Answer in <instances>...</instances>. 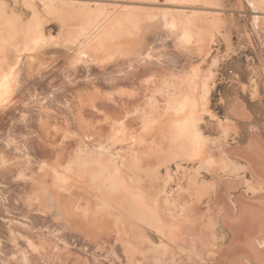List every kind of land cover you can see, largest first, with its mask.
Listing matches in <instances>:
<instances>
[{
    "label": "rangeland",
    "instance_id": "1",
    "mask_svg": "<svg viewBox=\"0 0 264 264\" xmlns=\"http://www.w3.org/2000/svg\"><path fill=\"white\" fill-rule=\"evenodd\" d=\"M82 9L86 12L92 11L91 13L93 18L90 20V23H84L82 20L78 22L77 20L78 24L75 23L72 25V23L70 25H64L61 20H59V15H74L77 13H82ZM127 10L129 13L131 12L133 14H129ZM85 11L83 13H85ZM121 13H123V15ZM120 14L121 20L125 21L124 23L127 22L126 25L131 24L130 26L128 25V27H133L136 24L135 22H137L139 26L140 24L143 26V28L140 27V29L137 27L138 24L137 26L135 25L137 29H135V26L133 29H135L136 32L131 28V33L129 34L131 35L133 32L134 33L131 35V37L129 35L130 38H132V36H135V38L138 37L140 29L142 32L141 35L150 33L151 35L153 34V37H155L158 34V36L161 35L164 39L167 37L166 40H178V45L181 47L183 46L182 43L185 42L183 47H187V50L182 54L183 56L186 54V57L183 58L189 60L190 62L188 63H192L191 68L197 67V91L196 96L193 99H173L171 100L172 103L166 107V109L162 110V108H165L164 106H166L164 104H166L165 101L168 97L166 96L162 98L166 99L163 100V105H161L163 102L162 99L159 98L165 94L162 95L160 91L157 94H155L156 92L153 94V90L151 92V96L148 97V99H153V103L158 99L156 104L160 102L159 105H157H161L160 107L162 111L165 110L163 113L160 111V114H162L161 118L164 120L170 113H183L182 111L180 112L182 108H185L184 110L187 113L196 111V121L195 124L193 122L192 125L199 127V129L204 134L203 145L193 143L190 146L186 145L185 147L180 148L181 154H179L180 156L178 158H185L183 161V168L178 171L176 163H173V176H175V181L170 186V188H168L169 192H166V182L169 180V175L167 174L165 167L161 168L162 171L160 174L159 187L156 188L157 198L162 197L163 199L168 198L169 200L174 198L178 200L179 185L182 188L184 186L182 183H184L186 179L191 180V177L193 176V173L191 175L185 176L184 168L187 167V169H190L193 165H195L200 174L199 176L197 175L198 187L202 189L205 187L208 189V193H206L201 198L200 205L197 204L192 206L188 205L187 203L184 204L183 202V209H178L176 207L174 208L173 205H170V209L164 213L160 212L163 217H167L166 219L169 220V223L177 224L178 222L180 226L178 235L179 239L182 240L181 244H184V252H181L180 254L185 256L186 264H190L189 261H192L193 264H237L238 261L242 262V264H264V252H261L262 255L259 254V251H264V243H262L264 234L261 233L262 230H260L259 227L255 228L253 224L251 226L253 228H249L253 229L255 231L254 233H252V231L250 233L245 231V235L243 234V237L238 236L235 231L236 228L226 225L223 222V218H220L221 212H223L222 208H224L225 212L227 211L229 213L230 210L226 209L229 207L232 210V214L230 215V220L232 223L240 224L242 220L246 218V209H243L242 211V208H240V204L242 203L239 197L241 195L247 194L246 196L250 197L251 199L258 200L259 203L256 202L253 205L256 207V209H259V211H262L264 208V206H262V201L264 200V198H262L264 197V175H262L260 171H256V169L251 166V163L249 162V155H243L239 153L241 155L240 156L234 152L236 148H250L252 143V135L254 133H258L260 138L263 139L261 140L264 143V0H0V23L4 19L12 18L18 24L19 28L22 30L24 29V31L26 30L25 33H21L22 35H18L19 39H17L18 37H8L9 33L7 35V32H5L6 35H2L3 33H1V29L3 27L0 28V69H4L6 67L4 65L9 61L13 64L12 70L14 71L10 75L9 85L4 87L0 92V111L7 110L8 108L11 109L13 106H15V111H13L14 113L12 112V115L6 118L7 122L5 129L3 128L4 131L0 129V131L2 130L0 132V137L2 138L0 139V146L4 148L8 147L6 152L8 151L9 153L2 152L5 151L4 148H2V151H0V156L3 155L4 158L5 156L10 157L7 156V154L15 155L18 151L17 153L20 155L19 159L17 158V164L13 165L17 167L18 172L17 174H14V176L18 177L21 167L24 169L27 164L28 167H35L34 169L36 170L37 174H35L34 184L33 180H27L30 174L26 175L27 179L21 178L26 182L28 181L27 183L32 182L29 184L31 187L33 184L35 188V192L33 193L34 190H31L29 185H24L27 184L25 181L22 180L23 182L20 181L18 183L17 181H19V178L14 180V176H11L12 178L8 176L12 175L9 174V170H5L8 169L6 167L10 168L13 163H11L10 166H8V163L10 161L13 162V160L18 157V155L15 157L14 155H11L9 162H7L9 159L6 160L7 158L4 159L3 156L0 157V168L5 170V173L8 174L5 175L6 178L4 177V183H1L3 176L0 174V264H131V258L134 254L136 255L135 257H140L139 255L141 252L139 253V249H142V255H145V247L143 244L141 245V243H139V246L141 247L137 248L138 254L137 250L136 253L134 252L136 249L134 248V223H138L137 226L139 227L141 234H143L142 236H144L141 238V240H144L146 237L145 235H149V237L155 236L158 244L159 240L161 242V234L151 227L150 223L152 218H150V215L148 217L146 216L145 210H143V217H141V219H137L135 217L136 204H134L135 194L133 193V190L143 195L146 201L151 199V189L148 185L149 182L147 181H149V179L147 180L146 174H135L134 179L137 180L139 178L138 180L141 183L136 188L132 184V188L130 189L128 187H124L122 185V181L116 176V174L114 172H109L106 168L107 165L110 166V163L107 161H109L110 158L112 160V157H115L114 155L116 154L117 157H115L113 160H118L117 164L114 162L113 167L117 165L122 167L125 157L132 153L136 154L138 151L144 153L147 143H139V145L138 143H135L136 139H138V134L141 132L145 133L143 131L142 123L141 125H137L135 128L132 126H127L126 128L128 129L124 128V126L121 128V126H119L121 125L119 122V125L115 122L113 124L111 123V129L115 127L114 130L117 129V131H115V133L113 132L114 130H112V132L110 131V137L100 142L104 146H101V144H97V146L92 144L88 146L89 148L86 147L85 149H80L81 153L83 152L82 154H85L88 151L91 152L92 150L90 151V149L96 151L97 157L89 159L86 164L91 168L89 174H86V172H83L79 168L77 169V167L71 168L70 165V167L68 166L69 171L67 172L66 170V173L63 172L64 170L58 171L59 169L56 165L55 168L50 166V172L53 171L54 176L52 175L49 178V181L53 182L54 184H43V176L47 175L49 171H47L45 162L40 160L41 158L35 157L36 150L33 151V149L36 147L35 141L39 139V132L41 131L40 129H35L33 127L34 125L31 126L30 124L32 123H30L29 120L33 118V121H35L37 124L38 121L42 119L39 118V114L41 115L40 117H42V115L45 117L48 112L50 114V112H53V110L56 111L54 113H57L56 115L58 118L62 116L60 119H64L68 117L67 115L70 116L72 114L70 108L71 105H69V101H66V98L68 97L66 92L68 91H65L67 89L62 88V86L64 84H68V81L70 85H74V82H76V79H74L72 76V70L74 67H76V64L85 65L87 63L88 65V63L93 61L90 57L91 55L89 54L92 51L89 49L91 48L89 47L91 45L88 46V37L90 36L91 30L93 33L97 25L101 24V22H106L107 20L108 25H113L115 22L117 24L118 20L120 19ZM193 16L195 19L190 18ZM161 21L165 22L164 25ZM188 21H190L191 24ZM202 21L204 23L206 22V24L208 22L211 24L208 23L209 27H207L202 23ZM186 28L193 31V36L191 38L184 36V31ZM88 29H90V32L89 34H86L87 32L85 33V31H88ZM209 30L211 31L209 32ZM179 31L181 34H179ZM38 34L44 35L46 38L45 42H35L34 37H36L35 35ZM114 35L116 37V34ZM203 36L204 40H202ZM115 37L113 36L112 39L110 38L111 41L108 43L109 46L114 45L115 40L119 39ZM114 38V43H111L113 42L112 40ZM132 39L136 40L134 38ZM202 41L203 43H201ZM156 42L157 41H152V43L150 42L151 47L148 46V49H146V52L148 50L149 51L146 53L145 57L150 53L148 55V59L151 58L153 61L150 60L151 62L149 63H151V65H153L156 69H158V65H156L158 58L162 59L165 57L163 60L158 62L163 63L166 60L164 63H166L167 68H169L166 71V76L171 74L168 77L170 80V77L173 76L174 78L178 72L175 68H179L178 66L173 67V62H171L172 64L169 63L171 60L168 61L171 59L169 53L172 52L169 50H172V47H167V43H165L167 45L166 47L164 45H157L158 42ZM161 42L162 41H160V43ZM187 42L190 44L192 43V45L187 44ZM153 43H155V47H153ZM134 44H136V41ZM42 49H47V54L45 53L43 56H41L39 51H42ZM127 50L129 51V49ZM133 51H135V55H138V52L136 53L135 49ZM176 53L178 54V52ZM6 55L7 57H5ZM37 59H39L41 62ZM75 59L76 61H82L77 63ZM49 62L50 64H48ZM83 62L85 64H83ZM185 65L186 72H183L185 73V76H183L182 79H184L186 82V75L188 78L190 77L193 79L194 74L192 75L191 71H193V69L190 71L191 68L188 66V64H186V62ZM27 67L30 69L29 71ZM54 67L58 68L57 73H60L58 78L61 76V82L64 84L62 85L60 82L52 84L48 87L50 90L48 94L52 96V100H50L53 101V107H51L49 99H47L48 95L46 98L45 94H42L43 90L38 88H34L32 90L26 89L25 82L27 80L25 79L23 72L26 75L29 74V72L40 75V73L37 72L38 70L51 71ZM179 69L181 70V68ZM187 72L188 74H186ZM183 73L180 72L181 75ZM94 77L95 76H90L89 79ZM169 82H171V80ZM187 83L188 79L186 84ZM145 86L147 87V82ZM164 89L166 90V93L175 92V88L172 89L173 91L170 89H168L170 90L168 91L164 86ZM138 92L139 91H137V93ZM153 103L151 104L152 106L149 105V107L145 109L147 112L142 110L145 108L144 105L142 106V109L140 108L141 112L144 111L148 117H145L144 112V116L142 115V117H140L141 113L138 114L137 112L139 109L131 113H137L135 116L136 119L140 115L138 121L143 119L144 121L149 122L151 126H154V122L151 121V114L152 116H154V114L156 115V111L158 113L159 109H157V107L155 109L156 111H154ZM40 104L45 107L40 108ZM62 104H65V107L62 106ZM156 104L154 107L157 106ZM46 106H49V109H46ZM150 108L152 109V112ZM36 111L37 115L35 117ZM61 111L64 115H61ZM148 112H150V116ZM57 121L60 122L59 120ZM25 122L26 125H23ZM25 126L33 127V129ZM54 127L56 129L58 128L56 132H59L60 130L62 136H64L67 132H65V129H67L65 126V128L59 127L57 123H54ZM54 127L53 125H50V128ZM118 127L122 129V132ZM27 128H29V131ZM123 128L126 129V131ZM233 128L236 130L233 131ZM31 129L33 132L30 131ZM7 134L9 136H7ZM113 134H115V136ZM4 135H6V137ZM24 136L27 137L26 140ZM3 139L6 141L8 140L9 144L5 142V140L2 143ZM90 140L92 141L91 138ZM90 140H88V142H90ZM58 143L61 142L59 141ZM11 145H14L18 150ZM108 145L110 146L108 147ZM9 148L13 150V153L9 151ZM105 149L110 150L106 151ZM74 151H76V149ZM116 151L118 152L116 153ZM193 151H198V153L196 154V152L194 153ZM230 151L233 153L231 154ZM5 153L6 155H4ZM111 153L116 154L112 155ZM75 154L76 153L74 152L73 155ZM194 156H197V160L192 162L193 160L190 159H194ZM244 156H246V158ZM138 157L136 156V158ZM53 159L55 160V158ZM41 163L43 164L40 166ZM64 165L66 166L67 163H64ZM101 165L105 169L104 173H102L110 175L109 178L105 177V180H103L104 178L94 174ZM28 167L24 169V172L29 169ZM41 168L45 169L43 170ZM70 171L73 173L76 171L74 174L77 173L78 175L79 173V175H74ZM54 172L56 173L54 174ZM58 174L60 176H58ZM81 177L83 179L88 177L86 180H88L87 182L89 183H87L88 185L84 184L83 191L81 190L82 192L70 191V193L67 192V195L65 191L62 192V187H64V184H74V181L76 182V179L79 181ZM241 178L246 179V181H244V183L238 187L231 188L229 191L230 200L227 201L228 203L226 202L224 204V202H218L220 205H215L216 202L214 203V201L218 200V192H221L220 190L223 189V184H225L230 179L237 180ZM14 182L18 183L19 186L21 184L20 188L18 189L19 191L16 189L17 184H14ZM63 182L65 183L63 184ZM99 182H102L106 189L109 190L104 192L99 190V186L96 188L94 185L96 189L92 187V183H98L97 185H99ZM55 184H57V186H55ZM58 184L61 189L58 187ZM13 185H15V189ZM35 185H37V187ZM89 185L92 186L89 187ZM111 185H113L112 188ZM21 187L23 189H25L24 187H29V189L26 188L23 190ZM91 187L94 189L92 190ZM173 191L175 192V195L171 196L170 193H173ZM51 194H53L54 197L51 196ZM61 195L62 197L65 195L63 199L62 197L58 198ZM197 197L198 195H195V198ZM66 198L69 202L67 205V212L69 215L65 209V211L60 210L62 207L64 208V205L66 206L64 202V199ZM29 200H32L34 204L31 201L28 202ZM90 200H92V203L89 204ZM173 202L174 201H172L171 204ZM260 202H262V204H260ZM31 204L32 206L34 205V209L32 208ZM226 204L227 207L225 208ZM177 207H180V205ZM206 211H209V213H206ZM122 214L127 215L128 218H125L124 216L122 217ZM67 215L70 216V218H67ZM188 215L190 216L189 220L187 218ZM206 217L208 218L206 219ZM234 217L236 220H234ZM183 218L184 220H182ZM185 219H187V221ZM181 221L185 223L183 224ZM68 222H72L74 226L72 223L71 225ZM188 222H190V224ZM192 223L193 225L190 226ZM193 226L195 227L193 228ZM248 226L250 225H247L246 228ZM249 228L247 229L251 230ZM68 229L69 231H67ZM195 229L196 231L193 232ZM197 229L198 233H196ZM183 234L184 236H182ZM31 236L34 237L32 238ZM197 239H199V241ZM166 242H168V244H173L171 241H168V239H166ZM250 244L252 245L251 247L258 249V252L257 250L255 253L252 251V249L248 250L249 248L246 246ZM236 247H238L240 250ZM235 249H237V251ZM241 249H247L248 251H243ZM210 256L213 258V261ZM225 257L227 258L226 260ZM176 262L179 264L178 260Z\"/></svg>",
    "mask_w": 264,
    "mask_h": 264
},
{
    "label": "bare ground",
    "instance_id": "2",
    "mask_svg": "<svg viewBox=\"0 0 264 264\" xmlns=\"http://www.w3.org/2000/svg\"><path fill=\"white\" fill-rule=\"evenodd\" d=\"M47 6H49V5H47ZM86 8H87V6H86ZM62 9H63V7H62ZM60 10H58V11H60ZM90 10H92V9H90ZM81 11L84 12L85 10L82 9ZM83 12L82 13H77V14H74V15L73 14L59 15V20H61V22L64 25H70L72 23H73L72 25H74L75 23L78 24V22L80 20L84 21V23H86V22L90 23V20H92V18H93L92 13H91L92 11H89V12L85 11V13H83ZM124 13H127V12H124ZM128 13H129V11H128ZM121 14L123 15V13H121ZM121 14H120V17H119L120 19L118 20L117 24L115 22L113 25H111V24L108 25V23H107L108 20H107L106 22H103V23L101 22V24L97 25V27L95 28L93 33H92V30L90 32V29H88V31H85V33L87 32L86 34H89V32H90V36L88 37V39H89L88 42L89 43L88 42L87 43H88V46L91 45V46H89V47H91L89 49H91L92 51L90 53L88 51V53L91 55L90 57H91V59L93 61L88 63V65H87V63L86 64L84 63L85 62V60H84L83 64H85V65H82V64H78L77 65L76 64V67L73 66L74 68L72 70V76H73L74 79H76V82H74V85H72V84L70 85L69 81L67 82L69 85L68 84H64L63 82H61L62 81L61 76H60V78H58L60 73H57L58 72V68H56L57 66L54 67L53 70H51V71L38 70L37 72L40 73V75H36V73H33V72L32 73L29 72V74L26 75L23 72V74L25 75V79L27 80L25 82L26 89L27 90H32L34 88H38L40 90H43L42 94L43 95L45 94L46 98H47V95H48L47 99H49L51 107H53V105H52L53 101H51L52 100V96L50 94H48L50 92L48 87L51 86L52 84L60 83V82L62 83V85L64 84L62 86V88L67 89L65 91H68V92H66L68 94V97L66 98V101H69V105H71L70 108H71V111H72V114L70 116L67 115L68 117H66L64 119H60V117H62V116H60L58 118V116L56 115L57 113L56 114L54 113L56 111L53 110V112H50V114L48 112L49 115L47 114V115H45V117H43V115H42V117H40L41 115L39 114L40 113L39 112L38 113L39 114V118L40 119L42 118V119L40 121H38L37 124L35 123V121H33V118L31 120H29L30 123H32V124H30L28 122L31 126L34 125L33 127L35 129L37 128V129H40V131H41V132H39V135H40L39 139L35 141L36 142V147L33 149V151L36 150L35 151V155H36L35 157L41 158L40 160L44 161L45 164H46V168H47V171H49V173H47V175H44L45 177L43 176V184L48 185L49 183H53V182L49 181L50 180L49 178L53 175V171L50 172V169H51L50 166L55 168V165H56L58 167V169H59L58 171L64 170L63 172L66 173V170H67V172L69 171L68 170L69 169L68 166L70 165L71 168L72 167H77V169L79 168L83 172H86V174H89V171L91 170V168L89 166H87L86 164L89 161V159L97 157L96 156V151L93 150V149H90V151L91 150L92 151L91 152L88 151L89 152L88 153L85 150L86 153L82 154L83 152L81 153L80 149L81 150H82V148L85 149L86 147H88L89 145H92V144L93 145L95 144L96 146H97V144L100 145L101 141H104L105 139H108L110 137V131L112 132V130H114V128H115L114 127L113 129H111L112 128L111 123L113 124L115 122L116 124H118V122H119L121 125H119V124L118 125L121 126V128H122V126H124V128H126L127 126H132L133 128H135L137 125H139V124L141 125V123H142L143 124V131L146 133V137H145V133L141 132V133L138 134L139 136L137 137L138 139H136V142L135 141L134 142L136 144L138 143V145H139V143L140 144H144V142L147 143V146H146V149H145L144 153H141L139 151H138L139 153L137 152L136 154L132 153V154L128 155L127 157H125V160H123L122 167L120 165H117V166L113 167L114 162H115V164H117V160L118 159L115 160V161L113 159H115V157H117L116 153L119 151L118 150V151H116V153H111L112 155L113 154H116V155H114L115 157H112L110 155L112 157V160L110 158L109 161H107V162L110 163V166L109 165L106 166V168H107V170L109 172H114L116 174V176L122 181V185L124 187H128L130 189L132 188V184L136 188L141 183L138 180L139 179L138 177H137L138 178L137 180L134 179V175L135 174L136 175L137 174L138 175L146 174L147 180L149 179V181H147V182H149L148 185L150 186V189H151V199L149 201H146L145 197L143 195H141L140 193H138V192L133 190V193L135 194V196H134V198H135L134 204H136L135 205V217L137 219H141V217H143V210H145L146 216L148 217L150 215V218H152L151 219V223H150L151 227H153L157 232H159L161 234V242L159 240V244H158L157 240H156V237L155 236L154 237L153 236L149 237V235L148 236L145 235L146 237L144 238V240H141V238L144 237V236H142L143 234H141L140 229L137 226L138 223H134V227H133L134 235H135L134 248H136L134 250V252L136 253L137 248L141 247V246H139L140 245L139 243H141V245L143 244L144 247H145V255H142V249H139L140 250L139 253L141 252V254L139 255L140 256L139 258L135 257L136 256L135 254L133 255V257L131 256L132 258L131 257H129V258H131V264H177V262H176L177 260L179 261L178 262L179 264H186L185 256H182L183 254L182 255L180 254L181 252H184V244L183 243L181 244L182 240L179 239V235H178L179 230H180L179 229L180 226H179L177 220H176L177 224L169 223V220L166 219L167 217L166 218L163 217L160 214V212L164 213L165 211L170 209V205L171 206L173 205L174 208L176 207L178 209H183L182 208L183 202H184V204L187 203L188 205H192V206L197 205V204L200 205L201 204V198L206 193H208V189L205 188V187H203L204 189L198 187L197 179H198V176L200 174H199V170L195 167V165H193L192 168H190V169H187V167L184 168L185 176L191 175L192 173H193V176L191 177L192 178L191 180L186 179V181L184 183H182V184H184V186L182 188L179 185V188H178V200H176L174 198L170 199V200L168 198L163 199L162 197L157 198L156 197V194H157L156 193L157 192L156 188L159 187L160 174H161V171H162L161 168L165 167L166 172L169 175V180L166 182V187H167L166 192H169L168 188H170V186L175 181L174 180L175 176H173V163H176L178 171L181 168H183V161H184L185 158H183V157L182 158H178L180 156L179 154H181L180 148L185 147L186 145L190 146L193 143H198V144L203 145L204 144V134L199 129V127L192 125L193 122L195 124V121H196V119H195L196 118V116H195L196 115L195 114L196 111H191L190 113H187L184 110L185 108H182L180 110V112L182 111L183 113H180V114L170 113L165 120L161 118L162 114H160V111H162L163 109H166V107H168L172 103L171 100H173V99H175V100H179V99L180 100H184V99L191 100V99H193L196 96V91H197L196 90V87H197L196 86L197 85L196 81H197V76H198V72H196L197 71V69H196L197 67L191 68V66H192L191 64L192 63L191 64L188 63L190 61L186 60L185 58H183V57H186V54H184V56L182 54L184 52H186V50H187L186 49L187 47L186 48L183 47L184 43H185L184 41H183L184 43H182L183 46L181 47V46L178 45L179 44L178 40L177 41H174V40L170 41L172 39H170V40L167 39L166 40L167 37L164 39V38H162L161 35L158 36V34L155 37H153L152 36L153 34L151 35L150 33L149 34L145 33V34L141 35L142 32H141L140 29L143 28V26H141V24L139 26V24L137 22H135L136 24L135 23L134 24L136 26L138 24L137 27H139V28L141 27L139 29L138 37L135 38V36H132V38H134L136 40H133L132 38H130L131 35L134 32L131 35L129 33H131L130 32L131 28L133 29L135 25L133 27H131V28L128 27L129 24L126 25L127 22L124 23L125 21L121 20ZM131 14H133V13H131ZM183 14H185V13H183ZM190 18H194V16L190 17ZM124 19H125V17H124ZM77 20H78V22H77ZM187 20H188V18H187ZM132 22H134V21H132ZM161 22L164 25L165 22H163V21H161ZM175 22H174V24H175ZM188 22L190 23V21H188ZM195 23H196V21H195ZM202 23L204 25H206L207 27H209V24H211L210 22H208L209 24L208 23L206 24V22L204 23L203 21H202ZM186 24H187V22H186ZM88 26H90V25H88ZM136 26H135V29H137ZM4 27H5V29H4ZM200 27H202V26H200ZM0 28H2L1 29L2 30L1 33H3L2 35H6L5 32H7V35L9 33L8 37L11 36L12 38L13 37L14 38L18 37V35H22L21 33L22 32L25 33V31H26V30L24 31V29L22 30L21 28H19L18 24L12 18L4 19L0 23ZM188 28L185 29L184 36L187 37V38H191L193 36V31H191ZM135 29H133V30H135ZM205 29H207V28H205ZM210 31L211 30H209V32ZM135 32H136V30H135ZM137 33H135V34H137ZM197 33H199V32H197ZM114 34H116V37L119 38L118 40L117 39L115 40L116 37H115ZM179 34H181L180 31H179ZM129 35H130V37H129ZM194 35H196V34H194ZM35 36H36V37H34L35 38V42L41 41L43 43L46 40V38L44 37L43 34H38V35H35ZM113 36L115 38L112 40L113 42H111V43H114V40H115V44L109 46L108 43L111 41ZM205 37H208V36H205ZM17 39H19V37ZM84 40H86V39H84ZM202 40H204V36H203ZM135 41H136V44H134ZM152 41H157L158 42L157 45H164L165 47L168 45L167 47H172V50H169L170 52H172V53H169L171 59H169V60L167 59V60L168 61L171 60L169 63L173 62V64L171 63L173 65V67H177L178 66L179 68H181V70L179 68H175L176 71L179 72V73L177 72L178 75L176 74L174 76L175 80H174L173 76H171L172 77V78L170 77L171 82H169L170 80L168 79V77L171 74L170 75L168 74L166 76V71L169 69V68H167L166 63H164L166 60L163 63L162 62H160V63L158 62L160 60H163V58H165V57H163L162 59L158 58V61H156V65H158L157 66L158 69H156L153 65H151V63H149V62L153 61L151 58L148 59V55L150 53L147 54V56L145 57L146 53L149 51L148 50L146 52V49H148V46L151 47L150 46L151 45L150 42L152 43ZM160 41H162V42L160 43ZM17 43H19V42H17ZM165 43H167V45ZM201 43H203V41ZM187 44H190V43L187 42ZM152 45H154L153 47H155V43H153ZM190 45H192V43ZM190 45H188V46H190ZM133 46H134V49L136 50V53L138 52V55H135V51H133L134 50ZM185 46H186V44H185ZM201 47H202V44H201ZM162 48H163V46H162ZM86 49H88V48H86ZM127 49H129V51ZM39 52H40V55L43 56L45 53L47 54V49L46 50L42 49V51H39ZM84 52H85V50H84ZM176 52H178V54ZM7 55L5 57H7ZM10 55H12V54H10ZM109 57L111 58V60H110ZM191 57H193V56H191ZM74 58H76V57H74ZM37 60H39V59H37ZM1 61H3V60H1ZM70 61H72V60H70ZM75 61H76V59H75ZM79 61H82V60H79ZM79 61H76V62L78 63ZM185 62H186V64H188V66L190 64L189 67L191 69L190 68H188V69H190V71L193 69V71H191V73H192V75L194 74L193 79H191L190 77H189L190 78L189 79L188 76L186 75V77L188 79V83L187 84H186L187 79H185L186 82L184 81V79H182L183 76H185V73H183V72H186V70H185V67H186ZM152 63H154V62H152ZM2 64H3V62H2ZM6 64L4 65V66H6L4 69H0V92L2 91V89L4 87L9 85L10 75L14 72L12 70L13 64L11 62H9V61ZM48 64H50V62ZM40 66H42V65H40ZM27 69H28V67H27ZM60 69H61V67H60ZM29 70L30 69H28V71ZM32 70H34V69H32ZM180 72H182L183 74L181 75ZM67 73H68V71H67ZM110 74H114V75H110ZM186 74H188V72ZM90 76H95V77L89 79ZM88 79H89V81H88ZM146 82H147V87L145 86ZM164 86H165V88H167V90L170 89L171 91H173L172 89L175 88V90H174L175 92L166 93V90L164 89ZM54 87H55V85H54ZM135 89H136V92H135ZM153 90H154L153 94L155 92H156L155 94H157V93H159V91H160V93H162V95L165 94L164 96L159 95V96H161L159 99H162L163 97H166V96L168 97V98H166L167 100L166 99H162V101L166 100L165 101L166 104H164L166 106H164L165 108H162V110H161L160 106L163 105L164 101L161 103L160 106H158L160 102L157 103L158 104L157 105L156 104V101L158 102V99H157L154 102L157 106L154 107L155 104L153 103V99L151 100V98H149L152 102L148 99V97L151 96V92ZM170 90H168V91H170ZM199 90H200V87H199ZM206 90H208V89H206ZM137 91H139V92L137 93ZM153 94H152V96H153ZM59 95H61V94H59ZM154 97H156V96H154ZM154 100H155V98H154ZM44 101H46V100H44ZM60 103H62V102H60ZM152 103H153V108H154L153 110L154 111H156L155 109L157 107H158L157 109H159L158 113L156 111V115L154 114V116H152V114H151V121L154 122V126H151L149 122L144 121L143 119H141V121L140 120L138 121V118H139L140 115L139 116L137 115L138 117L136 119L135 116H136L137 113L136 114L135 113L132 114L135 110L137 111L139 109L137 112H138V114L141 113L140 117H142L143 112L146 111L145 109H147L149 107V105H151ZM143 105H144L145 108L142 109ZM62 106L65 107V104H62ZM42 107H45V106H42V104H40V108H42ZM58 108H56V109H58ZM140 108L142 110H144V111L141 112ZM46 109H49V106L48 107L46 106ZM13 111H15V106H13L11 109L8 108L7 110L0 111V129H2V130H3V128L5 129L6 122H7L6 118L9 117L10 115H12ZM37 111L35 113V117L37 115ZM164 111H162L161 113H163ZM151 112H152V109H151ZM69 113H67V114H69ZM148 113H149V116H150V112H148ZM144 114H145V112H144ZM61 115H64L63 112H62ZM146 116L147 115L145 114V117ZM57 120H59L60 122H58ZM54 123H57L59 125V127H64L65 126L67 128V129H65V132L66 131L67 132H66V134L64 136H62V133L60 132V130H59V132H56L58 128L56 129L54 127ZM24 124L26 125V122L23 123V125ZM36 125H38V126H36ZM50 125H53L54 128H50ZM25 127H30V126H25ZM33 127H30V128L33 129ZM56 127H58V126H56ZM118 128L121 129L120 127H118ZM27 129L29 131V128H27ZM32 129L30 130L31 132H33ZM126 129H128V128H126ZM126 129H124V130L126 131ZM234 130H236V129L233 128V131ZM69 131H71V132H69ZM115 131H117V129L114 130L113 132L115 133ZM229 131H228V133H229ZM9 132H10V130H9ZM25 132H27V131H25ZM121 132H122V129H121ZM14 135H15V133H14ZM113 135L115 136V134H113ZM4 136L6 137V135H4ZM7 136H9V135L7 134ZM24 137H25V140H26L27 137L26 136H24ZM90 138L92 139V141L90 140ZM0 139H2V138L0 137ZM87 139L90 140V142H88ZM261 139L262 138H260L258 133L257 134L254 133L252 135V140H251L252 141V143H251L252 146L250 145V148L243 147V148H236L235 150L234 149L233 150H234V152L237 155L239 153L243 154V155H249L250 156V158H249L250 161L249 162L251 163V166L254 169H256V171H260L262 173V175H264V143L262 141L263 139L262 140ZM4 140L5 139L2 140V143L4 142ZM59 141L61 143H58ZM5 142L8 143V140L7 141L5 140ZM23 142H24V139H23ZM97 142H99V143H97ZM122 142H123V140H122ZM122 142H119V143H122ZM7 143H5V144H7ZM255 143H257V144H255ZM102 145L103 144H101V146ZM11 146L15 147L14 145H11ZM109 146L110 145H108V147ZM141 146H139V147H141ZM76 147H78L79 149L76 148ZM0 148H1L0 151H2V148H4V147L0 146ZM7 148L8 147H5L4 148L5 151H2V152H6ZM94 148H96V147H94ZM98 148H99V146H98ZM227 148H228V146H227ZM230 148H234V147H230ZM75 149H76V151H74ZM109 150H106V151H109ZM225 150H227V149H225ZM9 151L12 152L13 150L10 149ZM11 152H10V154H11ZM15 152H16V150H15ZM17 152H16L15 155L14 154H11V155H14V157H15L16 155H18ZM74 152L76 153L75 155H73ZM230 152H231V154L233 153L232 151H230ZM6 153H9V152L7 151ZM6 153L4 155H6ZM119 153H120V151H119ZM197 153H198V151L196 152V154ZM99 154H102V153H99ZM109 154H110V152H109ZM11 155L7 154V156H10V157H11ZM104 155H105V153H104ZM121 155H122V153H121ZM138 155H139V157H138ZM2 156H0V157H2ZM19 156L20 155H18V157L15 158L16 160L15 159L13 160L14 157L12 156L13 157L12 158L13 162L10 161V157H6L5 156V158H4V156H3L4 159H6V158H7L6 160L9 159L7 161V162L10 161L8 163V166H10L11 163H13V164L10 166V168L6 167L8 169H5V170H9V172H10L9 174H12V175L6 174L5 173L6 171L3 170L2 168H0V174H2L1 176H3L2 180H4L5 175H8L9 177H11V176H14V174H17L18 169H17L16 166H13V165L17 164L16 162H17V158L19 159ZM101 156H103V155H101ZM136 156L138 158H136ZM230 156H232V155H230ZM194 157H195L194 159L193 158L190 159V160H193L192 162H195L197 160L196 159L197 156H194ZM244 157L246 158V156H244ZM53 158H55V160ZM64 163H67V165L65 166ZM42 164L43 163H41L40 166ZM0 167H1V165H0ZM27 167H28V164H27V166H25L24 169H26ZM31 167H28L29 169L27 171L25 170L26 172H24V169H22V167H21V171L18 174V177L14 176L15 177L14 180H17V178H19L18 179L19 181H17V182L18 183L20 181L23 182V181H25L23 179H27L26 175L30 174V176H29V178L27 180L28 181H32L33 180V184H34V178H35L36 170L34 169L35 168L34 166H33L34 168H31ZM41 169H43V168H41ZM80 170H79V172H80ZM104 171H105V169L101 165L100 168L94 174L98 175L99 177L104 178L103 180H105V177L109 178L110 175L109 174H103ZM260 172H257V173H260ZM55 173L56 172H54V174ZM71 173H73V172H71ZM86 174H84V175H86ZM254 174H255V172H254ZM74 175H77V173L74 174ZM78 175H79V173H78ZM58 176H60V175L58 174ZM64 177H66V176H64ZM21 178H23V179H21ZM79 178H80V176H79ZM64 179H63V181H64ZM86 179H88V177ZM86 179H83L81 177V179L79 181H77V179H76V182L73 180L74 184L72 183L71 185L64 184L65 182H63L64 187H62L63 191L62 190L61 191L62 192L65 191L66 195H67V192L70 193V191L71 192H75V191L79 192L81 190L83 191L84 184L85 185L89 184L87 182L88 180H86ZM2 180H1V183H4L5 180L4 181H2ZM52 181H53V179H52ZM244 181H246V179H243V178L237 179V180H231L230 179L225 184H223V189L220 190L221 192H218L219 193L218 194L219 195L218 200L214 201V203L216 202L215 205L216 204L218 205L219 203H223V202L225 204L228 200H230L229 191L231 190V188L232 187H238V186L242 185V183H244ZM27 182L25 181V183H27ZM18 183L14 182V184H17L16 185V189L17 190L21 186V184L19 186ZM29 183H32V182H29ZM29 183L24 184V185H27V186L29 185V187H31ZM33 184H32L31 190H34L33 191V193H34L35 192V188H34ZM90 184H91V182H90ZM97 184H93L92 183L93 186L89 185V187L92 186V187L95 188V186H96V188H97V186H99V190L100 191H104V192L109 190V189H106L105 185L102 182L101 183L99 182V185H97ZM248 184H250V183H248ZM14 186L15 185H13V187ZM35 186L37 187V185H35ZM55 186H57V184H55ZM60 186H62V185H60ZM29 187H24V188L25 189L26 188L29 189ZM51 187H50V189H51ZM58 187H59V184H58ZM92 187H91V189L93 190L94 188H92ZM112 187H113V185H111V188ZM219 188H221V187H219ZM14 189H15V187H14ZM21 189H23V188L21 187ZM21 189H20V191H21ZM25 189H23V190H25ZM101 189H103V190H101ZM186 189H187V191H186ZM94 191H97V190H94ZM25 192H27V191H25ZM29 193H31V192H29ZM174 193H175L174 191H173V193H170L171 196H174L175 195ZM103 194H105V193H103ZM152 195H153V198H152ZM195 195H198V197L195 198ZM246 195H241L239 197L241 199V203H242V204L239 203L240 204V208H242V211H243V209H246V211H245L246 218L243 219L240 224L231 222L230 215L232 214V210L230 209V207L226 208L227 204H226L225 208L227 210H230V211H229V213L226 211L227 212V214H226L224 208H222L223 212L220 211L221 212V217L220 218L221 219L223 218V222L226 225H228L230 227L231 226L235 227L236 228L235 231H236L238 236H242L243 237V234L245 233V231H248L249 233L252 231V233H254L255 231L253 229H251V228H253V227H251L253 224H254L253 226L255 228L259 227L260 230H262L261 233L264 234V208L262 209V211H259V209H256V207H254L253 204L256 203V202L259 203V201L251 199L250 197H248ZM51 196H53V194H51ZM64 196L65 195H63V197ZM53 197H52V199H53ZM55 197H57V196H55ZM60 197H62V195L59 196L58 198H60ZM63 197H62V199H63ZM262 198H264V197H262ZM68 199H70V198H68ZM236 199H238V198H236ZM30 201L33 202L32 200H29L28 202H30ZM172 201H174V202L171 204ZM21 202H22V200H21ZM64 202H65L66 206L64 205V208L62 207V209H60V210H64L65 209L66 212H67L68 211L67 210V208H68L67 205L69 203L67 201V198L64 199ZM262 202H263L262 206H264V200ZM262 202H260V204H262ZM90 203H92V200L89 201V204ZM33 204H34V202H33ZM179 205H180V207H177ZM256 205H258V204H256ZM31 206H32V204H31ZM33 206H32V208H33ZM242 211H240V212H242ZM206 213H209V211H206ZM67 214H68V212H67ZM68 215H67V218H70V216H68ZM196 215H194V216H196ZM123 216L125 218H128L127 215L122 214V217ZM189 217L190 216L188 215V217H187L188 220H189ZM75 218H77V217H75ZM181 218H182V216H181ZM181 218H180V220H181ZM184 218L182 220H184ZM207 218L208 217H206V219ZM173 219H174V217H173ZM98 220H100V219H98ZM185 220L187 221V219H185ZM234 220H236L235 217H234ZM181 222H183V221H181ZM221 222H222V220H221ZM71 223H69V224H71ZM184 223L185 222H183V224ZM188 223L190 224V222H188ZM192 225H193V223L190 226H192ZM247 225H250L247 228L251 227V228H249L251 230H248L246 228ZM73 226H74V224H73ZM66 227H67V225H66ZM183 227H185V226H183ZM194 227L195 226H193V228ZM191 230H193V229H191ZM209 230H211V229H209ZM67 231H69V229ZM195 231H196V229L193 232H195ZM196 233H198V229H197ZM214 235H216V234H214ZM246 235H247V233H246ZM182 236H184V234ZM91 237H93V236H91ZM212 237H213V233H212ZM166 239H168V241H171V243H173V244H168V242H166ZM197 240L199 241V239H197ZM249 241H250V239H249ZM183 242H184V240H183ZM262 243H264V239H263ZM248 244H249V242H248ZM251 246L252 245L250 244V245H247L246 247L249 248L248 250L252 249V251L254 253H255L256 250L258 252V249H256L255 247H251ZM236 248L239 249L238 247H236ZM237 249H235V250L237 251ZM241 250H243V249H241ZM244 250H247V249H244ZM257 252H256V254H257ZM261 252L263 253L264 251H259V254H261ZM224 253H225V251H224ZM137 254H138V250H137ZM210 258H212V257L210 256ZM226 259L227 258L225 257V260ZM212 261H213V258H212ZM189 262H190V264H193L192 261H189ZM217 263H218V261H217ZM237 264H242V262L238 261Z\"/></svg>",
    "mask_w": 264,
    "mask_h": 264
}]
</instances>
